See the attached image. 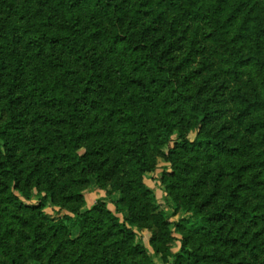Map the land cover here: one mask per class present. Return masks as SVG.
Returning <instances> with one entry per match:
<instances>
[{
    "label": "trees",
    "instance_id": "obj_1",
    "mask_svg": "<svg viewBox=\"0 0 264 264\" xmlns=\"http://www.w3.org/2000/svg\"><path fill=\"white\" fill-rule=\"evenodd\" d=\"M159 255L264 264V0H0V264Z\"/></svg>",
    "mask_w": 264,
    "mask_h": 264
},
{
    "label": "rangeland",
    "instance_id": "obj_2",
    "mask_svg": "<svg viewBox=\"0 0 264 264\" xmlns=\"http://www.w3.org/2000/svg\"><path fill=\"white\" fill-rule=\"evenodd\" d=\"M251 36V34H250ZM165 154V151L163 150L161 154L158 153V155L154 154V160L157 164V169L154 174L150 175L149 178L151 179L148 181L150 189L154 193L156 197V204L159 206L160 210L165 212V214L169 217L168 221L170 223L176 222L179 217H181L183 214L180 212L178 214L173 213V209L171 207V204L167 202L165 199V194L163 193V189L160 187L159 180L161 177V174L164 172L166 162L163 158V155ZM147 181V180H145ZM80 193L82 194L84 198V205L80 207L81 211H85L89 208H91L93 205L97 203L99 200H103L106 198V193L105 191H101L93 187L91 184L88 185H83L81 188H78ZM118 198L117 194L112 195V200L116 201ZM121 206V205H120ZM119 206V208H121ZM108 208L112 213H115L116 206L114 202L108 203ZM49 210L47 211L48 215L52 217V219L56 218H62L63 213H59V208L58 207H53V208H48ZM174 214V215H173ZM120 219L121 216L120 214L117 215ZM135 232L138 234L140 237L142 244L146 247H148L152 251V244L155 241V235L157 233L156 228L151 225L150 223L143 225V228L141 229H136ZM175 240L172 241L167 247L171 250V252H176L179 248V236L177 234H174ZM155 257V256H154ZM164 259V258H163ZM162 256L159 255L154 258V263L155 264H168L170 262V258H165L163 261Z\"/></svg>",
    "mask_w": 264,
    "mask_h": 264
}]
</instances>
